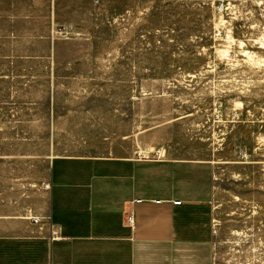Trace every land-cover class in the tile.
I'll list each match as a JSON object with an SVG mask.
<instances>
[{"label": "rangeland", "instance_id": "374dc122", "mask_svg": "<svg viewBox=\"0 0 264 264\" xmlns=\"http://www.w3.org/2000/svg\"><path fill=\"white\" fill-rule=\"evenodd\" d=\"M104 161L152 168L137 199L186 186L210 207L212 264H264V0L2 7L0 206L48 218L53 167ZM96 212L54 264H130L123 206ZM40 249L0 239V264H46Z\"/></svg>", "mask_w": 264, "mask_h": 264}, {"label": "crops", "instance_id": "0c3cea01", "mask_svg": "<svg viewBox=\"0 0 264 264\" xmlns=\"http://www.w3.org/2000/svg\"><path fill=\"white\" fill-rule=\"evenodd\" d=\"M60 2L0 0V18L6 3H46L54 18ZM123 165L127 164L104 161L87 169L63 167L58 162L53 167L51 188L47 193L49 217L38 216L49 222L33 225L15 217V207L11 204L1 205L0 239H31L41 248L39 254L46 264H54L55 250L72 241L76 230L94 229L98 208L106 218L123 206L131 228L130 264H212L211 208L189 199L186 186L177 188L176 199H137V191L145 185L138 183V178L154 171L151 167L147 171L128 164V171L123 172ZM177 198L183 199L180 206L174 204ZM117 219L120 221L119 216ZM54 233L59 239H53Z\"/></svg>", "mask_w": 264, "mask_h": 264}, {"label": "built area", "instance_id": "2783aa9c", "mask_svg": "<svg viewBox=\"0 0 264 264\" xmlns=\"http://www.w3.org/2000/svg\"><path fill=\"white\" fill-rule=\"evenodd\" d=\"M50 188H51V185H50V184H47V185H46V189H47V190H50ZM174 204H175L176 206H180V205H181V202H180V201H176ZM27 219H28V220L31 222V224H33V225H40V224L44 223V219L41 218V217H38V216H30V217H28ZM53 239H54V240H55V239H59L55 233H54V235H53Z\"/></svg>", "mask_w": 264, "mask_h": 264}]
</instances>
